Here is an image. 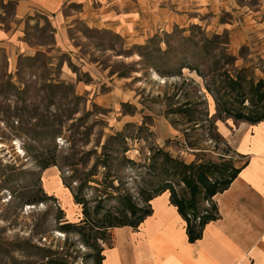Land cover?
I'll list each match as a JSON object with an SVG mask.
<instances>
[{"label":"rangeland","instance_id":"obj_1","mask_svg":"<svg viewBox=\"0 0 264 264\" xmlns=\"http://www.w3.org/2000/svg\"><path fill=\"white\" fill-rule=\"evenodd\" d=\"M14 2L0 0L1 20L10 18ZM135 2L141 9L129 17L122 2L94 0L103 20L123 26L129 20L120 33L93 21L101 15L71 18L77 47L61 51L45 47L50 24L41 20L29 35L44 44L42 52L0 53V264H93L94 251L59 228L61 220L76 222L80 210L69 213L68 194L65 211L46 182L64 187L80 151L126 124L134 127L125 132L127 156L136 161L156 145L186 163L200 159L210 177H219L235 160L219 132L221 122L233 120L211 124L215 103L206 86L220 75L264 77V0ZM186 100L203 113L195 125L171 112ZM52 158L56 165L41 169L39 161ZM199 201L198 212L212 210L211 200Z\"/></svg>","mask_w":264,"mask_h":264},{"label":"crops","instance_id":"obj_2","mask_svg":"<svg viewBox=\"0 0 264 264\" xmlns=\"http://www.w3.org/2000/svg\"><path fill=\"white\" fill-rule=\"evenodd\" d=\"M117 1L122 2V13L129 17L141 9L135 0ZM93 3L94 0H15L10 18L0 19V53L11 58L42 52L44 44L29 35L31 28L41 27V20L50 24L51 42L45 47L61 51L77 47L71 18L87 22L101 15L102 19L93 21L119 33L130 24L127 19L124 26L103 20L107 17L103 6L99 14ZM107 3L106 6L111 1ZM75 4L79 10L70 7ZM3 15L0 12V18ZM116 16L114 13L112 17ZM221 126L219 132L240 170L227 189L215 195L217 217L204 225L201 237L188 241L186 223L165 191L150 201L152 212L136 229L122 226L111 230L110 244L103 245L101 264H264V119L255 124H233L230 120L221 122Z\"/></svg>","mask_w":264,"mask_h":264},{"label":"trees","instance_id":"obj_3","mask_svg":"<svg viewBox=\"0 0 264 264\" xmlns=\"http://www.w3.org/2000/svg\"><path fill=\"white\" fill-rule=\"evenodd\" d=\"M262 66L264 74V64ZM214 83V89H210L211 84L206 86L215 103L212 125L216 120L255 124L264 119V77L247 78L239 73L220 75L217 84ZM245 100L248 105H242ZM193 106L195 104L186 100L171 112L183 114V124L195 125L203 113L194 110ZM129 128L134 127L126 124L124 130L107 135L102 144L96 141L92 149L80 151V158L69 164L71 174L67 179L62 178L80 216L76 222L61 220L59 228L78 235L83 245L94 251L93 264H101V243L110 244L111 230L122 226L136 229L151 214L150 201L165 191L186 223L188 241L199 239L204 225L217 217L215 195L227 189L240 170L235 158L220 171L219 177H210L214 176L212 170L199 162L200 159L186 163L156 145L150 148L149 157H140L136 161L127 156L131 148L127 141L130 137L125 132ZM187 128L189 126L184 130ZM51 165H56L53 158L39 161L41 169ZM199 199L211 200L212 210L198 212ZM51 262L62 264L59 260H47V264Z\"/></svg>","mask_w":264,"mask_h":264},{"label":"bare ground","instance_id":"obj_4","mask_svg":"<svg viewBox=\"0 0 264 264\" xmlns=\"http://www.w3.org/2000/svg\"><path fill=\"white\" fill-rule=\"evenodd\" d=\"M46 181V180H45ZM47 183V186L49 187V188H52V189H54V190H57V193L59 194V196L61 197V200H62V198H66L67 196H68V192H67V189L65 188V187H63L61 184H54V183H50V182H46ZM62 205L65 207V211H67L68 210V206H66V205H64V202H63V200H62ZM70 208H69V213H72V212H74V207H76L77 209H79L76 205H72V204H70V206H69ZM57 234L58 235H61L62 234V232H57Z\"/></svg>","mask_w":264,"mask_h":264}]
</instances>
